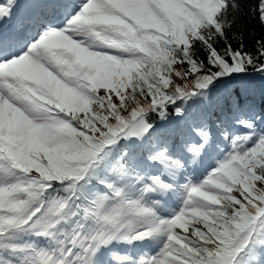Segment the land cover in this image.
<instances>
[{"label":"snow or ice","instance_id":"6c2138e0","mask_svg":"<svg viewBox=\"0 0 264 264\" xmlns=\"http://www.w3.org/2000/svg\"><path fill=\"white\" fill-rule=\"evenodd\" d=\"M247 6L0 2V264H264Z\"/></svg>","mask_w":264,"mask_h":264},{"label":"trees","instance_id":"16d2710c","mask_svg":"<svg viewBox=\"0 0 264 264\" xmlns=\"http://www.w3.org/2000/svg\"><path fill=\"white\" fill-rule=\"evenodd\" d=\"M257 0H248V6L244 9V16L242 17V22L247 25V32L245 33L246 36V44L248 47H251L252 40L248 36V33H251L252 35L259 37L261 34H264V25L259 24L254 16V13L252 12V9L256 7ZM179 68V66H176ZM257 84L261 82V78L258 75H254L253 77ZM177 83H180L179 80L176 81Z\"/></svg>","mask_w":264,"mask_h":264}]
</instances>
